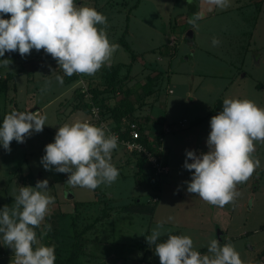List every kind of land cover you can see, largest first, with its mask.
I'll use <instances>...</instances> for the list:
<instances>
[{"label":"rangeland","instance_id":"1","mask_svg":"<svg viewBox=\"0 0 264 264\" xmlns=\"http://www.w3.org/2000/svg\"><path fill=\"white\" fill-rule=\"evenodd\" d=\"M137 2L138 8L133 10L132 6ZM113 3L119 6V10H114L112 15L118 22L113 25V33L108 39L117 43L120 38L121 43L127 46L126 48L122 46L123 44L119 45L115 51L117 52L116 61L126 64L135 54L141 59V63L138 61L137 64L149 65L148 62H151L159 68V71L157 69L148 71V74L154 76L152 82L148 83L154 87L157 85L156 77L159 76L162 79V83L158 84L160 85L159 97L152 92L146 103L149 114L158 119V122H164L169 129L167 131L161 127L162 136L165 134L162 153L166 164L170 166V171L167 176L161 178L157 191L159 194L161 192L158 202L151 203L152 189L145 182L134 178L131 169L129 171L125 168V172H121L127 175L126 179L117 177L112 182L114 187H107L114 190L117 199L123 198L121 201L124 205L128 203L133 207L138 204L144 209L147 208L145 212L127 208L129 212L116 214L114 218L107 221L111 229L116 233L119 231V235L107 237L109 249L117 250L119 240L121 242L124 240L123 245L120 244V252H124V255L132 254L128 243L135 239L146 243L145 236L151 232L157 222H160L164 232L180 230L181 235L190 236L193 248L205 254L207 253L206 245L211 239L218 238L217 231L222 227L223 230H228L227 234L233 238L230 243L243 262L249 256L247 253L252 239L260 244L258 250L264 249V232L262 231L264 229V142L254 141L255 150L251 155L253 159L259 161V166L245 182L236 185L239 195L223 207L214 205V210H212L213 205L186 191L185 181L190 180L191 173L182 165L186 150H194L196 154H199L195 150L198 146L203 148V152L207 151L209 120L221 110L224 98H246L264 108V4L260 5L258 0H231L230 5L223 10L215 8L209 10L207 0H192L190 4L195 7L189 6L186 0H113ZM258 4L259 14L261 9L263 10L259 19L256 17ZM194 8L197 11L196 14L200 16L195 27L188 22L196 15L193 12ZM202 14L205 17H202ZM141 16L148 20L149 23L146 25L149 24L150 27L143 25ZM126 27L127 33L122 36ZM166 36H171L168 41L164 39ZM189 36L194 40L192 47L197 46L194 52L187 49L183 41V38H189ZM213 37L220 41L216 46L211 43ZM160 46L162 51L159 50ZM175 48H177L176 58L169 64L167 61ZM159 54H164L161 57V63L155 60ZM168 73L170 75L167 81L165 78ZM44 76L43 78L51 77V75ZM107 77L102 78L105 85H107ZM34 79L37 81L27 84L31 88L44 83L38 74L34 75ZM51 81L53 86L63 89V83H57L55 75L51 77ZM76 87H83L80 81L76 86L71 87L72 96L76 93ZM117 90L119 88H116ZM32 93L35 95L37 92ZM139 93L142 92L136 94ZM187 93H190L191 97ZM41 94L48 97L50 91L45 90ZM136 94L133 93L129 98L135 99ZM115 95L119 99L122 98L120 92ZM192 97H196L197 100L189 103L188 99L191 98L193 101ZM58 102H52L50 108L45 109L46 125L42 131L25 137L23 143L12 140L10 151L0 148V207L11 208L19 186H35L37 180H48V191L54 196V202L65 201L66 192L69 189L72 190L65 183L67 173L45 170L40 163L44 146L53 141L55 133L52 134L51 130L57 121L63 120L64 116L72 112L71 109L68 110L66 103L60 107ZM138 108L135 109L136 112ZM72 113L74 117L67 118L66 123L86 119V113L83 110ZM93 121L96 125V120ZM157 128L159 127L155 126L149 133H155ZM128 157L132 168L136 169L137 164L132 157ZM28 167L32 168L30 172ZM100 187L102 188L103 185ZM73 190L76 192V188ZM77 192L78 197H89L88 189L84 188ZM54 202L49 206L50 211L40 227L35 229L38 238L36 246L48 245L54 238L55 229V237L62 239L66 222L61 209H53ZM154 205L155 211L151 221L148 213ZM45 224H49L51 228L41 237ZM243 229H246L247 233L242 237H235V234ZM252 232L253 235H251ZM115 239H117L116 242H113L112 240L115 241ZM2 243L0 241V244ZM241 246L245 247V251L244 249L241 251ZM254 253L253 251L251 254ZM258 258L262 260L260 255ZM12 259L11 249L0 246V264H11ZM252 262L254 261L248 259L246 263ZM262 262L264 264V260ZM54 264H58V261H54Z\"/></svg>","mask_w":264,"mask_h":264},{"label":"clouds","instance_id":"2","mask_svg":"<svg viewBox=\"0 0 264 264\" xmlns=\"http://www.w3.org/2000/svg\"><path fill=\"white\" fill-rule=\"evenodd\" d=\"M192 0H186L190 4ZM231 0H207L209 10H223ZM5 14L7 18H5ZM196 14L189 24L196 26ZM107 18L94 7L78 5L76 0H0V57L5 52H18L22 57L30 50L50 54L64 76L73 73L94 75L102 66H109L119 45L106 33ZM213 46L220 41L213 37ZM10 60L0 59L7 67ZM56 81L63 83V76ZM48 81L43 88L46 90ZM46 116L36 111L12 110L0 120V148L10 151V142L23 143L25 137L43 130ZM206 138L207 151L196 154L185 151L182 167L190 170L186 191L203 201L223 207L239 193L236 185L245 182L259 166L253 159L255 142H264V108L246 98H224L221 110L210 117ZM118 146V137L103 126L86 120L64 123L57 128L53 141L44 146L40 163L45 170L67 173L66 184L94 190L111 184L119 170L111 162V153ZM189 160L191 162H189ZM48 180H37L35 186H19L11 208L0 207V246L12 251L11 264H54V245H37L39 228L54 196L49 194ZM45 224L41 237L50 230ZM164 234L157 222L145 239L154 245L159 264H243L231 243L221 244L213 238L207 253L193 248L188 235Z\"/></svg>","mask_w":264,"mask_h":264},{"label":"crops","instance_id":"3","mask_svg":"<svg viewBox=\"0 0 264 264\" xmlns=\"http://www.w3.org/2000/svg\"><path fill=\"white\" fill-rule=\"evenodd\" d=\"M90 1V2H89ZM258 0L260 5L264 4V0ZM76 3L78 5L83 4L86 6L94 7L97 11L103 13L107 18V28L106 33L107 37H109L110 34H112V28L113 25L116 24L115 19H113V11L119 10V6L113 3V0H76ZM138 2L133 4L132 8L133 10H136L138 8ZM264 9V8H263ZM259 4L257 5V13L256 17H260V14L263 13V10L261 9V13L259 14ZM215 11V10H213ZM140 12V10H139ZM197 12V11H196ZM8 14H5V18H7ZM204 14H202V17ZM113 19V20H112ZM140 20L142 21L143 25H146V23H149L148 20L144 18V16H141ZM127 33V27L125 28V33L122 34L124 36ZM172 36V35H171ZM170 36V37H171ZM168 37V38H167ZM169 36L164 37L165 41H168ZM123 38V37H122ZM190 39L194 43V40L192 37L189 36V38H183V41L186 43L185 47L189 49L191 52H194L197 46L192 47L188 44L187 40ZM165 41L163 42L165 45ZM118 45H121L120 38L117 40ZM123 46V45H122ZM162 46V45H161ZM161 46L159 50H161ZM192 48V49H191ZM130 49V48H129ZM162 51V50H161ZM176 51L177 48L173 49V52L171 53L170 58L168 59V63L170 64L173 59L176 58ZM133 54V53H131ZM117 52L115 53V56L111 58V64L107 67L102 66L94 75H87V74H80V77L76 75V78L73 80H65V76L63 75V72L60 68H58L55 60L50 56V54H46L43 52V49L37 51L35 49L30 50V53L21 56L18 52H5L4 57H0V59L7 58L10 60V63L7 67L0 66V120L3 119V116L12 111H30L33 109V111L40 110L45 115V109L50 108L51 103L55 101L58 102V106L61 107L62 104L66 103L68 110L72 112H76L77 110H83L86 113V121H88L91 124H95L92 119V115L90 114V107L91 105H97L95 103V98L102 99V103L105 104L106 107L100 108V117L104 121L105 125L110 128V130H118L119 128L126 127L127 122H135L138 127H142V133L144 135V138H146L150 143L154 144V141H157V137H159V134L162 135L163 131L161 127L167 131H169L168 127L164 124V122H158V119H156L154 116H151L147 110L148 104L147 99L151 95H147L146 93L141 97V99H131L128 96V99L130 101H133L132 104V112L121 116V118L117 121L114 115L111 113V107L116 105L118 101L124 97H119L115 94H118L119 92L123 96V91L125 89L127 90H135V92H142L143 86L148 83L152 82L153 77L151 74H148L150 70L157 69L159 71L158 66L155 64L152 65L151 62L149 65L146 64H137V62L141 61L139 57H137L135 54L132 55L131 60H129L128 63L122 64L119 61H116ZM164 54H159L156 56L155 60L159 63H161V57H163ZM143 62V61H142ZM141 63V62H140ZM47 68V69H46ZM46 70V72H44ZM42 79L41 81H44L42 85H37L34 87H29V83H34L37 80L34 79V75H37ZM47 76H57L61 75L63 76V89L56 88L52 85L51 77L43 78ZM114 76L115 79H118L117 85L115 88L119 87V90L113 93L111 89H106L105 84H103L102 78H105V76ZM170 73H168V76L165 78V80L168 81ZM157 76V75H156ZM42 77V78H41ZM120 78V80H119ZM39 79V80H40ZM100 80V81H99ZM45 81H48V87L46 90L50 91V95L48 97H45L41 93H43L45 90H41L45 84ZM80 81L81 87H76V93L74 96L70 92L71 87L76 86L77 82ZM156 83L155 87L150 84L153 92L156 94V96L159 97V89H160V83H162V79L158 76L156 77ZM28 84V85H27ZM33 86V85H32ZM103 87L105 88L104 90ZM33 91H36L37 93L34 95L32 93ZM57 91V92H56ZM144 92V91H143ZM139 93V94H143ZM170 92V89H169ZM72 94V95H71ZM190 95V93H187ZM193 96V95H192ZM191 97V95H190ZM192 99H188L189 103L196 102L197 98L192 97ZM77 100V101H76ZM80 103L82 104L80 106ZM162 103V101H160ZM147 104V105H146ZM88 106V107H87ZM32 107V108H31ZM141 107V108H138ZM139 109L137 112L135 109ZM144 109V110H140ZM74 110V111H73ZM68 111V112H69ZM70 113L68 116H64V119L57 121L55 127L51 130L53 131L52 134L55 133L59 125H62L66 123L67 118L74 117ZM170 112V109H169ZM92 121V122H91ZM155 124V125H153ZM181 124V123H179ZM97 125V124H96ZM98 126V125H97ZM155 126H158L157 130H155V133H149L151 132ZM50 131V132H51ZM152 134V135H151ZM151 137H150V136ZM165 135V134H164ZM162 136L159 138L157 143V150L158 153L162 156L163 164L167 167V173L162 176H156L152 170V168L149 166V164L146 162L144 158H142L140 155H137L136 153H130L126 151L121 145H118L116 149H114L111 153V162L114 164V166L119 170V172H125V168H127L129 171L132 170V174L134 178H137L139 181L145 182L149 188L152 189L151 193V203L160 201L161 192L159 194L158 187L161 183V178L164 176H167L170 171V166L165 162L164 156H163V144L164 137ZM197 153H202L203 148L202 147H196L195 148ZM124 155V156H123ZM132 157V160L135 161L137 164V168H132V163H130L129 157ZM124 160V161H123ZM143 161V162H142ZM130 163V164H127ZM28 172L32 170L31 167H28ZM68 175V174H66ZM142 176V177H141ZM118 177L121 178H127V175L121 173L118 175ZM152 178L158 179V184L152 185L150 184ZM163 177V178H164ZM128 181V180H127ZM103 187L101 188L100 185L94 189L89 190L87 192L88 198H81L78 197L77 194L79 190H84V188L80 187H70L72 190H68L67 193V199L63 202L55 201V206H53L54 210L61 209V212H63V218L65 219L66 225L64 229V234H62V239H57L56 236V229L55 233L53 234V239H51V242H49L48 245H54V253L55 261H58V264H69L67 263V259L69 255L72 253L75 256L76 253V262H73V264H143L145 261L151 262V255H152V245H149L147 242L142 243L139 239L133 240L131 243H128V247H131V253L128 255H124V252H120V244L123 245L124 243L122 240H119V247L117 250H114V248L109 249V245L106 242L108 240L107 237H111L114 234L119 235L115 232V230L111 229L109 226V223H107L108 220H111L114 218L116 214H120L123 212H129L128 210L132 209L133 211L138 212H145L147 208L141 207V205L135 204L130 206L128 203L124 205V203L121 201L123 198H118L117 195L114 194V190L108 189L107 187H114L113 184H101ZM76 188V192L75 189ZM78 188V189H77ZM86 189V188H85ZM105 189V190H102ZM87 190V189H86ZM150 201V200H149ZM61 203V205H60ZM128 208V210H127ZM214 205L212 206V210H214ZM151 209V208H150ZM150 211V210H149ZM155 211V205L152 208V210L148 213L150 215V219L152 221V216ZM60 212V211H56ZM138 212H133L137 214ZM96 213V214H95ZM59 214V213H58ZM61 214V213H60ZM140 214V213H138ZM226 220V219H225ZM106 221V222H105ZM156 224V223H155ZM162 224V223H161ZM111 229V230H110ZM113 231V233H110ZM264 232V229H262ZM115 232V233H114ZM169 233L171 234H179L181 235L180 230H174L172 232H164V234L161 236L166 237ZM228 230H223L222 227H220L217 231L218 238L217 240L223 244V243H230L232 242L233 238L229 236ZM247 233L246 229H243L235 234V237H242ZM150 233L148 232V235ZM237 235V236H236ZM253 235V232L251 233ZM262 235V234H261ZM159 237V238H161ZM252 237V236H251ZM107 239V240H106ZM119 239V238H118ZM117 239L112 240L113 242H116ZM232 240V241H231ZM57 241V242H55ZM59 241H62L61 243ZM106 242V243H105ZM208 245V244H207ZM206 245V249H207ZM259 243L255 241V239H252V242L250 243V246L248 248V257L246 260H243V264H247V260L254 261L251 264H263L262 260H264V255H262V252L264 249L258 250ZM125 247V246H124ZM245 247L241 246V251ZM102 251H107L103 252ZM118 251V252H117ZM247 251V250H246ZM255 252L253 255L251 253ZM2 252V251H1ZM200 252V251H199ZM202 253V252H200ZM6 254V252H5ZM204 254V253H202ZM258 255L261 256L262 260L258 258ZM253 256V258H252ZM259 261V262H257ZM72 264V263H71ZM249 264V263H248Z\"/></svg>","mask_w":264,"mask_h":264},{"label":"built area","instance_id":"4","mask_svg":"<svg viewBox=\"0 0 264 264\" xmlns=\"http://www.w3.org/2000/svg\"><path fill=\"white\" fill-rule=\"evenodd\" d=\"M74 74L80 77V74ZM90 114L92 115V119L94 118V120H96L98 126H103L106 131L117 135L118 145H121L128 152L136 153L144 158L156 176H162L167 173V167L163 164L160 153H153L145 143L141 142L140 128L135 122H127L126 127L119 128L118 130H110L100 117L99 106L91 105ZM123 133H127L126 136H124ZM158 150H160V148H158ZM143 264L152 263L150 261H145Z\"/></svg>","mask_w":264,"mask_h":264},{"label":"trees","instance_id":"5","mask_svg":"<svg viewBox=\"0 0 264 264\" xmlns=\"http://www.w3.org/2000/svg\"><path fill=\"white\" fill-rule=\"evenodd\" d=\"M189 6L195 7L194 5H191V4H189ZM193 12L196 14L195 8H194ZM187 42H188V44L190 46H193L192 40L188 39ZM122 44H123V46H125L127 48L126 44H124V43H122ZM75 78H76V75L74 73L71 76H65V80H67V81L68 80H73ZM107 80L108 81L106 83L107 84L106 87H108L109 89H111V91L114 93L115 92V89H116L115 87L117 85L118 79H115V77L111 75V76H108L107 77ZM108 88H106V89H108ZM143 91H142L143 94H138V95L136 94L137 92H135V90H130V89L127 90V89H125L123 91V96L122 97H124V98L120 99L116 105H114L113 107H111V113L114 115V117L116 118L117 121L121 118V116L129 114L133 110V108H132L133 101H130L128 99V96H130L131 94L135 93L138 96L136 98V100H137V99H141V97H143V95L145 93L147 95H149V94H151L153 92V90H152V88L150 86V83H146L143 86ZM94 98H95V103L98 104L100 106V108L106 107L105 104L102 103V99H98L96 97H94ZM140 132L141 133L143 132L142 131V127H140ZM126 134L127 133H123L124 136H126ZM160 137H162V135L159 134V137H157V141L156 140L154 141V144L153 143H150L146 138H144V135L143 134L141 135L140 140H141V142L145 143L147 145V147L153 153H158L157 143H158V140H159ZM149 179H151V178L149 177ZM150 182H151L150 184L156 185V184H158V179L157 178H152ZM175 235H179V234L176 233ZM163 238L166 239L167 236L166 237H163ZM164 239H162V237L159 238L160 241H162ZM152 246H153V248H152V255H151V257H152L151 258V263L152 264H159V258L154 254V245H152ZM73 255H74L73 253L71 255H69V257L67 259V263H69V264L72 263L73 264V262H76V253H75V256H73Z\"/></svg>","mask_w":264,"mask_h":264},{"label":"water","instance_id":"6","mask_svg":"<svg viewBox=\"0 0 264 264\" xmlns=\"http://www.w3.org/2000/svg\"><path fill=\"white\" fill-rule=\"evenodd\" d=\"M30 111H33V109H31Z\"/></svg>","mask_w":264,"mask_h":264}]
</instances>
